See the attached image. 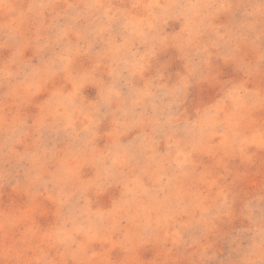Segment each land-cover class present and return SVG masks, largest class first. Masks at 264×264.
<instances>
[{"label":"rangeland","instance_id":"rangeland-1","mask_svg":"<svg viewBox=\"0 0 264 264\" xmlns=\"http://www.w3.org/2000/svg\"><path fill=\"white\" fill-rule=\"evenodd\" d=\"M0 264H264V0H0Z\"/></svg>","mask_w":264,"mask_h":264}]
</instances>
